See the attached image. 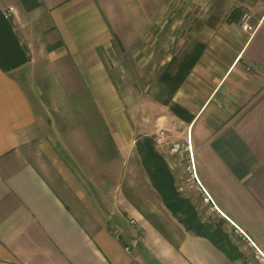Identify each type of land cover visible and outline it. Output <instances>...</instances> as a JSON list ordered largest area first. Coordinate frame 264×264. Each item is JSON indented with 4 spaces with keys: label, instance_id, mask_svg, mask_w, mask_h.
<instances>
[{
    "label": "crops",
    "instance_id": "0c3cea01",
    "mask_svg": "<svg viewBox=\"0 0 264 264\" xmlns=\"http://www.w3.org/2000/svg\"><path fill=\"white\" fill-rule=\"evenodd\" d=\"M29 1L27 9L46 14L56 36L45 60L57 65L58 95L66 96L67 90L72 98H106L110 120L125 116V108L98 50H126L148 32L160 44L162 33L176 27L161 25V20L188 14L176 8V0ZM184 1L203 9L200 23L196 20L198 25L188 30L212 37L209 43L215 48L204 40L185 48L187 53L201 45L173 98L189 119L171 110L158 122L183 127V138L189 134L196 176L218 210L209 201L203 203L224 220L235 250L227 255L208 238L187 230L164 204L141 160L143 185L147 181L156 196L151 208L122 194L106 210L68 155L50 140L36 108L37 85L23 79L20 66H0V264H252L243 250L248 246L255 253L252 243L264 254V0L260 6L257 0L254 5L246 0L257 12L250 33L240 28L239 14L230 18L236 0ZM13 2L0 0V6L15 7ZM8 15L16 32L18 10ZM94 111L97 120L99 112L103 117L101 108ZM109 119L99 120L102 128ZM108 133L112 147L122 153L125 136L116 130ZM163 158L175 189L196 210L183 187L181 162L175 155Z\"/></svg>",
    "mask_w": 264,
    "mask_h": 264
},
{
    "label": "rangeland",
    "instance_id": "374dc122",
    "mask_svg": "<svg viewBox=\"0 0 264 264\" xmlns=\"http://www.w3.org/2000/svg\"><path fill=\"white\" fill-rule=\"evenodd\" d=\"M11 1H14L15 7L8 6L4 11L8 15L13 8L18 10V17H14L16 35L26 47L24 49L31 60L21 64L18 72L23 71L22 78L35 83L38 87L36 108L48 125L50 140L68 155L70 164L77 171L83 184L98 197L106 210H110L113 206L111 203L117 197H122V194L134 199L136 203L139 200L146 210L153 205L156 196L147 181L146 185H143L144 169L140 164L135 143L132 142L133 138L146 135L153 138L158 152L162 155H175L181 162L184 172L183 187L191 200L195 201L199 218L203 221L218 222L221 216L203 203V195L189 182L185 151L170 152L172 142L184 144L187 136L183 138V127L175 124L170 126L168 122L167 125L164 123L160 125L158 122L161 117L170 116L175 92H171L165 86V82L161 80L162 73L166 69L175 70V63L186 51L185 48L193 42L200 40L207 44L211 42L212 37L201 34L196 29L188 30L189 25H198L196 20L200 23L202 7L196 2L185 4L184 0H176V8L186 9L188 14L185 16V12H182L183 14L178 12L161 20V25L174 24L176 27L170 34L162 33L160 44L154 41V34L148 32L142 40H137L126 50L117 48L98 50L117 89L119 100L125 108V116L117 115L110 120L106 112L109 104L106 98L90 99L84 96L85 94L72 98L67 90L63 91L66 96L58 95L62 91L58 86L60 82L57 81V65L55 62L48 65L45 60L50 51L48 45L56 38L50 31L48 17L34 7V10H28L25 4L28 5L29 0L24 3L21 0ZM250 1L252 5L256 4V0ZM262 2L257 0L258 6ZM247 3L246 0H236L234 9L239 14L238 21L242 14L247 12L250 15V23L254 26L257 12ZM181 29L183 32H180ZM210 47L215 48L214 44ZM76 94L78 92L74 95ZM99 108L103 117L109 119L108 124L104 126L105 129L100 124L106 119L104 120L99 112L101 121L99 122L94 115L97 112L94 110ZM109 129L119 131L122 137L125 136L124 142H127V146L122 153L116 152L112 147L108 139ZM161 132L164 135L162 139ZM225 226L226 223H223V227ZM227 229L233 232L231 226L228 225ZM243 250L248 254L252 264H258L256 253L252 252L250 247L244 246Z\"/></svg>",
    "mask_w": 264,
    "mask_h": 264
},
{
    "label": "trees",
    "instance_id": "16d2710c",
    "mask_svg": "<svg viewBox=\"0 0 264 264\" xmlns=\"http://www.w3.org/2000/svg\"><path fill=\"white\" fill-rule=\"evenodd\" d=\"M24 3L25 0H22ZM35 4L30 7H34ZM29 8V6H26ZM237 10L230 12V18L235 19ZM201 45H196L191 51L184 53L175 63V70L166 69L161 80L169 90L175 91L184 80L186 74L191 69L199 56ZM173 63V60L172 62ZM170 63V65H171ZM170 67V66H169ZM177 115L189 119V115L180 106L173 104L170 108ZM136 151L140 157L141 163L145 168L152 185L160 193L164 204L171 213L184 225L187 230L195 234L208 238L214 245L224 251L227 255L235 247L232 245L227 231L223 227L224 220L218 222L202 221L190 201L179 195L173 184L169 167L163 158V155L155 148L154 140L151 136H142L135 142Z\"/></svg>",
    "mask_w": 264,
    "mask_h": 264
},
{
    "label": "water",
    "instance_id": "95a60500",
    "mask_svg": "<svg viewBox=\"0 0 264 264\" xmlns=\"http://www.w3.org/2000/svg\"><path fill=\"white\" fill-rule=\"evenodd\" d=\"M28 60V55L21 45L13 25L0 6V66L10 70Z\"/></svg>",
    "mask_w": 264,
    "mask_h": 264
},
{
    "label": "built area",
    "instance_id": "2783aa9c",
    "mask_svg": "<svg viewBox=\"0 0 264 264\" xmlns=\"http://www.w3.org/2000/svg\"><path fill=\"white\" fill-rule=\"evenodd\" d=\"M239 25H240V28L244 31V32H247V33H250L254 26H252V24L250 23V15L247 13V12H244L240 18V21H239ZM163 134V132H161V135ZM164 137V135L161 136V139ZM181 150H184V151H187V165H186V169L189 171V174L191 175L192 179L197 183L198 187L202 190V193H203V199L205 201H209L211 203H213L210 195L205 191V189L202 187V185L200 184L197 176H196V172H195V168H194V162H193V157H192V152H191V148H190V136L189 134H187V138L185 140V143L183 144H180L179 142H172L171 146H170V152L171 153H176V152H179ZM182 155V153H181ZM213 208L217 209L216 206L214 205V203L212 204ZM218 210V209H217ZM236 229L242 233L245 238H247L248 240H250L248 238V236L238 227L236 226ZM251 241V240H250ZM252 242V241H251ZM252 245L254 246L255 248V253H256V257L259 258L260 260H263L264 261V254L263 252L258 249L253 243ZM127 249H129L128 246H126Z\"/></svg>",
    "mask_w": 264,
    "mask_h": 264
}]
</instances>
